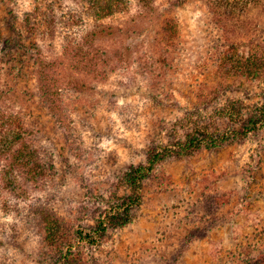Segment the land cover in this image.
Here are the masks:
<instances>
[{"label": "rangeland", "instance_id": "obj_1", "mask_svg": "<svg viewBox=\"0 0 264 264\" xmlns=\"http://www.w3.org/2000/svg\"><path fill=\"white\" fill-rule=\"evenodd\" d=\"M0 1V29L5 40L0 87L11 88L3 106L18 111L28 126L39 130L38 139L66 169L67 183L56 195L54 207L67 219L77 216L82 225L93 221L86 214H92L88 211L97 202L102 208L108 204L106 200L92 202L94 195L106 198L114 190L115 173L144 160L152 135L163 139L161 124L172 121L198 93H209L218 82L237 79L218 66L219 33L210 23L204 0H183L173 6L170 0H155L154 11L142 6L141 0H128L125 12L99 20L87 18L78 25L80 41L84 47L106 53L107 63L99 73L77 70L62 52L63 18L80 10L84 0ZM244 10L234 18L243 25L235 31L240 34L237 39L246 42L261 34L264 0L250 2ZM27 14L32 22L42 17L40 32L48 30V34L41 32V39H34L26 31ZM168 18L169 31L163 29ZM102 28L112 29L113 34L94 35L95 29ZM37 57L57 64L60 86L78 132L88 147L101 149L104 155L98 164L81 167L63 148L64 140L39 95ZM241 83L249 94L242 89L244 94L236 96L247 104L256 102L262 95L261 83L243 79ZM61 149L73 169L62 164ZM226 193L230 200L217 213L220 221L208 227L204 237H191L214 224L210 216L200 219L203 206L208 210L214 195ZM22 220L15 215L0 228V264H41L35 238L21 225ZM107 237L93 246L81 244L78 257L92 264H166L174 257L171 264L263 260L264 132L160 161L145 182L137 215Z\"/></svg>", "mask_w": 264, "mask_h": 264}, {"label": "trees", "instance_id": "obj_2", "mask_svg": "<svg viewBox=\"0 0 264 264\" xmlns=\"http://www.w3.org/2000/svg\"><path fill=\"white\" fill-rule=\"evenodd\" d=\"M154 1L141 0V4L154 11ZM182 1L170 0L169 5H178ZM258 1L204 0L211 14L210 23L219 33L218 46L215 48H218L215 52L217 62L220 63L218 66L222 72L235 74L237 79L233 82H218L209 93H198L195 101L181 107L180 113L172 121L160 123L163 139L152 135L144 151V160L120 168L115 173L114 190L106 198L94 195L96 200L92 202L106 200L108 204L102 208V203L97 202V206L88 211L92 214H86L91 215L93 221L84 225L80 224L77 216L67 219L55 209L56 195L67 183L66 169L56 163L54 152L49 153L44 141L38 139L39 130L28 126L18 111L3 106L2 101L11 88L0 87V228L5 227L7 218L20 215L24 219L21 225L35 238L41 264H92L78 257V248L81 244H100L115 229L131 223L141 205L145 182L160 161L168 156L192 155L208 147L243 141L250 134L264 132V26L260 29L262 35L259 33L243 42L237 39L240 34L235 32L237 28L242 30L243 25H239L238 20L235 22L234 18V14L245 11L246 4ZM127 2L84 0L80 10L63 18L65 36L62 52L72 67L85 73L100 72L101 67L107 63L106 53L82 46L78 25L84 24L87 18L99 20L125 12ZM41 18L39 16L33 22L31 15L27 14L25 18L26 31L36 40L41 39V32L48 34V30L42 29L40 32ZM168 22L169 18L163 29L166 27L169 31L172 25ZM163 29L162 32L166 31ZM93 33L96 36L98 33L104 36L113 34L110 28H102L100 31L95 29ZM4 50L5 40L0 29V57ZM36 50L40 53L41 49L36 47ZM36 61L39 95L61 140H64L63 148L81 167L85 163L87 166L98 164L104 155L101 149L88 147L78 132L72 118V109L60 86L57 64L42 62L38 57ZM10 72L7 70V73ZM242 79L250 83H261L262 95L256 102L247 104L236 96L244 92L242 89L249 94L247 87L241 83ZM173 105L177 107L176 103ZM65 151H60L64 158L62 164L66 163L71 170L73 165ZM87 196L88 200L90 194ZM229 200L227 193L214 195L207 206L208 210L204 205L200 214L201 220L210 216L215 220L214 224L204 226L200 234L191 237H204L206 229L220 221L217 213ZM21 202H24L23 206L19 205ZM174 259L166 264H171ZM262 259L255 258L240 264H264Z\"/></svg>", "mask_w": 264, "mask_h": 264}]
</instances>
